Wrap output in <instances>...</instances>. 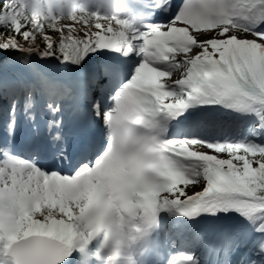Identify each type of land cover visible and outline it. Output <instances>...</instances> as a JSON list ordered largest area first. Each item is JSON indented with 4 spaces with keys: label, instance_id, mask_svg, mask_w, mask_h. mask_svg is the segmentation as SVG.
Masks as SVG:
<instances>
[{
    "label": "snow or ice",
    "instance_id": "1",
    "mask_svg": "<svg viewBox=\"0 0 264 264\" xmlns=\"http://www.w3.org/2000/svg\"><path fill=\"white\" fill-rule=\"evenodd\" d=\"M0 264H264V0H0Z\"/></svg>",
    "mask_w": 264,
    "mask_h": 264
}]
</instances>
